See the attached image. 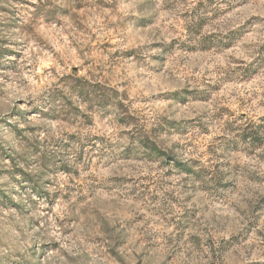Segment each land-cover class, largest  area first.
I'll return each instance as SVG.
<instances>
[{"label": "rangeland", "instance_id": "1", "mask_svg": "<svg viewBox=\"0 0 264 264\" xmlns=\"http://www.w3.org/2000/svg\"><path fill=\"white\" fill-rule=\"evenodd\" d=\"M0 264H264V0H0Z\"/></svg>", "mask_w": 264, "mask_h": 264}]
</instances>
